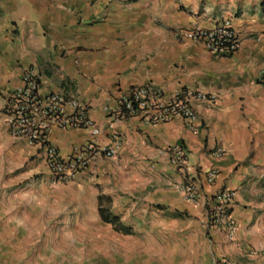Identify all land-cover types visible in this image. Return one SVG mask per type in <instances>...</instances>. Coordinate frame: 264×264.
<instances>
[{
  "label": "crops",
  "instance_id": "crops-1",
  "mask_svg": "<svg viewBox=\"0 0 264 264\" xmlns=\"http://www.w3.org/2000/svg\"><path fill=\"white\" fill-rule=\"evenodd\" d=\"M221 16H234L242 43L228 58L213 56L184 34L196 24L211 26ZM29 67L43 74L44 91L64 87L89 105V117L100 128L94 138L97 143L109 144L113 133L122 139L116 158L100 160L71 184L65 183L64 193H76L79 208L76 216L66 217L62 229L52 225L59 220L53 217L55 207L37 196L12 199L4 186L7 174L15 173L25 157L36 155L39 161L33 148L9 134L2 113L3 95L20 84ZM261 72L264 0H0L3 253L26 254L33 258L31 264H55L59 253L66 256L67 264H214L221 257L233 264H264ZM149 83L158 85L166 98L191 87L216 94L218 101L212 107L196 106L198 131H191L181 119L157 126L140 117L112 123L104 107L114 105L130 87ZM50 139L68 156L91 135L88 129L54 127ZM179 143L187 148L191 164L205 170L215 166L219 171L212 186L202 181L204 196L198 204L183 198V177L166 154ZM216 144L226 149L219 162L210 154ZM39 165L43 169L40 161ZM44 174L49 182L48 172ZM223 187L236 191L233 239L206 227L205 201ZM101 198L104 203L111 201L110 213L125 227L132 224L131 212L141 226L131 235L115 231L101 218ZM55 238L60 245L53 243ZM92 239L99 240L100 245L91 246V256L97 258L87 257L85 248H73ZM122 240L126 254L119 257L117 244ZM107 241L116 250L101 247ZM21 262L1 260L0 264Z\"/></svg>",
  "mask_w": 264,
  "mask_h": 264
},
{
  "label": "built area",
  "instance_id": "built-area-1",
  "mask_svg": "<svg viewBox=\"0 0 264 264\" xmlns=\"http://www.w3.org/2000/svg\"><path fill=\"white\" fill-rule=\"evenodd\" d=\"M184 34L187 39L202 44L218 58L233 56L242 44L234 16H221L211 26L193 25ZM259 82L264 85V72H261ZM44 84L45 79L38 68L26 69L20 84L3 95L2 113L9 134L36 151L40 164L48 172L49 183H70L94 163L116 158L122 143L121 136L113 133L109 144L97 143L94 138L100 134V128L89 117V105L64 87L44 91ZM217 101L216 94L191 87L182 88L166 98L158 85L149 83L130 87L114 105L105 106L104 111L112 123L128 117H140L145 124L157 126L181 119L191 131H198L201 125L196 106L205 104L212 107ZM54 127L65 130L88 129L91 139L70 155L63 156L50 139ZM166 154L183 177V198L191 204H198L204 196L202 181L212 186L218 178V169L211 166L205 170L191 164L187 148L182 143L169 147ZM210 154L219 162L225 157L226 149L216 144ZM235 199L236 191L223 187L205 201L206 227L217 228L229 239H233L237 232V223L232 216ZM214 264L233 263L221 257Z\"/></svg>",
  "mask_w": 264,
  "mask_h": 264
},
{
  "label": "rangeland",
  "instance_id": "rangeland-1",
  "mask_svg": "<svg viewBox=\"0 0 264 264\" xmlns=\"http://www.w3.org/2000/svg\"><path fill=\"white\" fill-rule=\"evenodd\" d=\"M36 155L29 156L24 158L20 164V168L18 170H15L16 172L11 174H7V178L4 183V186L6 188L7 194L12 197V199L19 198V199H28L29 197L37 196L40 198L45 205H52L55 207L57 214L54 217L55 222L52 224L54 227L58 229H62L65 226L66 223V217L70 215L71 217L76 216V213L78 212V205H77V195L76 193H73L71 195H67L64 193L66 184H62L60 186H51V184L47 181L46 175L44 174L43 169H41L39 165V161L36 159ZM71 184V183H70ZM93 188H96V184L91 185ZM55 190L54 192L50 193L49 191ZM6 193V192H5ZM4 191L0 194V201L3 200ZM55 196H58V198H53ZM111 203V201H110ZM126 212V211H124ZM127 213V212H126ZM130 220L132 224L128 226V228L133 232L135 228H139L141 225L138 223V219L136 216H132ZM207 232V231H206ZM122 234V233H121ZM123 235H131V234H123ZM206 236H208V233H206ZM56 237V236H55ZM124 239V238H123ZM143 242H148L146 238H142ZM47 241H43L45 243ZM2 241L0 240V244ZM53 243L55 245H60V240H56V238L53 240ZM113 243V242H112ZM101 247H106L107 249L116 250L114 243L111 245L110 241H107V243L102 242ZM92 245L98 246L99 240L92 239V240H84L79 241V244H76L73 248H85L84 253L87 257H90L91 259L97 258L96 255L93 257V247ZM125 241L122 240L121 242H118V251H121V253H118V256H125ZM59 247V246H58ZM147 247V246H146ZM76 249V250H77ZM138 248L135 250V254L137 253ZM75 252V251H74ZM78 253V250L76 251ZM38 259V257H37ZM6 260L8 262L14 261V260H21L24 262L23 264H31L33 258L26 255V254H20V256H13V255H7L3 253V250L0 248V261ZM20 262V261H19ZM21 262V263H22ZM55 264H67L66 263V256H64L62 253L57 254L55 257Z\"/></svg>",
  "mask_w": 264,
  "mask_h": 264
},
{
  "label": "trees",
  "instance_id": "trees-1",
  "mask_svg": "<svg viewBox=\"0 0 264 264\" xmlns=\"http://www.w3.org/2000/svg\"><path fill=\"white\" fill-rule=\"evenodd\" d=\"M99 213L102 220L105 223L111 224L115 231L122 234H131V230L125 227L115 215L110 213V201L106 200L105 203L103 199H100L99 202Z\"/></svg>",
  "mask_w": 264,
  "mask_h": 264
}]
</instances>
